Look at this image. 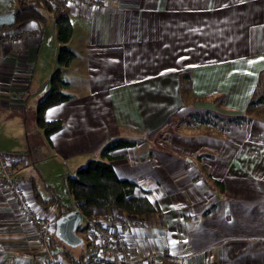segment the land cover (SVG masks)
Returning <instances> with one entry per match:
<instances>
[{"label": "crops", "instance_id": "crops-1", "mask_svg": "<svg viewBox=\"0 0 264 264\" xmlns=\"http://www.w3.org/2000/svg\"><path fill=\"white\" fill-rule=\"evenodd\" d=\"M39 2L47 17L41 32L0 46V151L15 155L13 174L41 211L56 216L62 209L44 201L57 192V164H70L60 175L66 183L107 140L136 135L135 146L114 151L113 164L157 208L124 227L131 245L160 253L157 264H264V131L254 128L264 127V105L253 111L258 119L243 123L241 139L187 135L194 111L245 114L264 68V0L66 5L59 9L73 26L66 43L57 40L55 10ZM59 45L77 53L62 68L74 97L44 111L46 120L64 122L48 136L37 110L57 71ZM182 71L191 83L184 95ZM201 151L203 170L188 158ZM39 239L0 180V264H43Z\"/></svg>", "mask_w": 264, "mask_h": 264}, {"label": "trees", "instance_id": "trees-1", "mask_svg": "<svg viewBox=\"0 0 264 264\" xmlns=\"http://www.w3.org/2000/svg\"><path fill=\"white\" fill-rule=\"evenodd\" d=\"M39 1L40 0H36L30 3L26 0H19L14 10L17 17V23L15 25L30 19L44 24L47 19L45 13L41 9L44 2ZM45 7L47 8L48 6L45 5ZM49 7L51 10H55L57 40L59 43H66L70 39L73 30L70 16L68 13L60 11L59 9L61 8L53 9L50 5ZM1 29L2 28H0V30ZM76 56V51L69 46H63L58 49L56 62L60 68L50 77V89L38 104V121L40 126L45 129L48 136L63 128L64 122L62 119L46 120L44 118V111L54 104L70 100L74 97V94L68 92L71 82L64 75L62 68L67 67ZM179 82L182 95H184L185 92H189L191 87L190 72H180ZM263 105L264 68L260 70L257 76L252 94L245 107V114H250L256 108H260ZM245 114L226 115L214 110L204 109L198 112L194 111L190 116L197 115L200 117L199 122L201 125H209L212 128H218L223 131L226 128L222 127L221 121L238 125V123H241L242 119H244V116H246ZM187 124L191 123L187 121ZM136 140V135H121L107 140L102 145L97 157L88 158L74 174L67 175L66 183L68 191L73 196L77 207L85 216L89 217L94 215L95 209H108L111 207L122 208L126 213L132 216H143L156 210L157 205L155 201H152L144 193L140 195L136 194V182L125 177H120L113 164V160L117 157V155L113 154L114 151L133 147L136 145ZM262 140H264V137ZM36 150H39V148L37 147ZM198 154H196L195 157H200V153ZM205 177H208V175ZM205 177H203V179ZM211 182L213 184H220V187H222L221 182L219 183L216 180H212ZM53 192L54 195L51 198L44 199V201L54 202L62 208L56 215L57 219L60 215L73 210V208L63 207L64 204L62 203L60 195L54 188ZM49 239V244L50 247L53 248V251L56 254L63 255L68 259L70 264H85L84 260L87 257V247L84 249V243L82 247H71L61 241L56 236L55 231Z\"/></svg>", "mask_w": 264, "mask_h": 264}, {"label": "built area", "instance_id": "built-area-1", "mask_svg": "<svg viewBox=\"0 0 264 264\" xmlns=\"http://www.w3.org/2000/svg\"><path fill=\"white\" fill-rule=\"evenodd\" d=\"M26 1L31 3L36 0ZM47 1L55 6L54 8H63L66 5L93 7L96 4V0ZM40 32L39 23L33 19L3 27L0 30V46L5 39L23 41L37 36ZM16 160L12 153L0 151V180L10 190L21 214L39 235L40 244L45 252L43 264H70L68 259L61 254H56L50 247L49 238L55 231L56 216L43 213L21 181L13 174V165ZM83 221H85L84 228L88 233L85 264H157L160 253L139 252L131 245L124 227L128 224H138V221L136 222L132 215L122 208L113 207L107 214L89 217L84 215L82 223ZM162 255L166 254L162 253Z\"/></svg>", "mask_w": 264, "mask_h": 264}, {"label": "rangeland", "instance_id": "rangeland-1", "mask_svg": "<svg viewBox=\"0 0 264 264\" xmlns=\"http://www.w3.org/2000/svg\"><path fill=\"white\" fill-rule=\"evenodd\" d=\"M46 3L48 5H50L52 8L55 7L49 1H47ZM17 5H18V0H0V11H9V12L14 11L16 9ZM43 27H44V30L47 33L46 34V39H45L44 42H48L49 40H51V37H50V35L52 34L51 25L50 24H46L45 26L43 25ZM60 46H63V45H59L58 48H60ZM59 68L60 67L58 65L57 70ZM63 73H64L65 76H68V74L65 71ZM47 89H49V83L47 85ZM256 114H257V111L255 113L251 112L250 114H245L246 116H244V119H242L241 123H238V125L231 124V123H228L226 121H221L222 127L223 128H226V129L223 130V131L221 130V133L222 134H220L219 132H217L216 135L213 133L211 126L205 125V124L204 125H201L200 122H199L200 117H198L197 115H192V116L189 117V120H188L191 124H189L187 128H188V130H191L192 128L193 129H192V133L191 134H187V135L197 134V135L214 136L216 138H224L225 137V134H227V135H231L234 138L241 139V137L245 133V130H244L245 127L242 126V125H244L243 123L246 122V126H248L247 123H248V120L250 118H252V119H258L257 116H256ZM232 127H235V129H233L232 132H229V130ZM182 128L184 129L185 127H182ZM236 128H238V129H236ZM254 128L255 129H259L260 128L261 130L264 131V127H262L261 125L255 124ZM185 130H186V128L183 131H185ZM255 132L257 133V131H255ZM249 133H250V130H249ZM185 135H186V133H185ZM153 138L155 139V137H153ZM194 155L193 156H190L188 158L191 160V162L193 161L195 164L198 165V167L201 170H203L204 165H203V162L201 163L200 161H201V157L204 155V153L201 151L200 152V157H197V158H195ZM57 165H58L59 169L57 171L55 170V171H53V173H51V178L53 179V181L55 182V184L57 186V192L61 196L62 202L65 205L66 204H72L74 206L76 202H75L73 196L71 195V193L68 191L67 184L64 182L63 177L60 176L61 174H63L64 172H66V170L70 166V164H68V163H60V164H57ZM194 166L196 167V165H194ZM84 223H85V221H83L82 225L78 229V233L80 234V236H82L84 238L83 239L84 240V249H86V247H87L88 233H87L86 229L84 228Z\"/></svg>", "mask_w": 264, "mask_h": 264}, {"label": "water", "instance_id": "water-1", "mask_svg": "<svg viewBox=\"0 0 264 264\" xmlns=\"http://www.w3.org/2000/svg\"><path fill=\"white\" fill-rule=\"evenodd\" d=\"M17 23L14 11L0 13V27L11 26ZM84 214L77 208L60 215L55 220V234L65 244L71 247H82L83 238L78 233L82 225Z\"/></svg>", "mask_w": 264, "mask_h": 264}]
</instances>
